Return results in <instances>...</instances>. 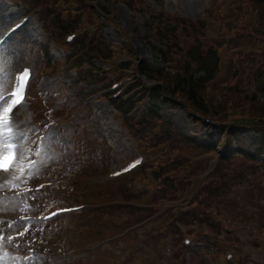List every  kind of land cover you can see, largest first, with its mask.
Listing matches in <instances>:
<instances>
[{"label":"rangeland","instance_id":"374dc122","mask_svg":"<svg viewBox=\"0 0 264 264\" xmlns=\"http://www.w3.org/2000/svg\"><path fill=\"white\" fill-rule=\"evenodd\" d=\"M36 1L42 4V9L44 11L46 9L47 13L53 15L54 19L47 20L44 24L41 18L34 16L29 30L23 35H19L11 40L0 52V96L6 93L11 87L16 63L28 60V62L33 64L37 72L33 92L31 94L32 99L29 103L31 110L28 115L36 122L34 133L43 131V136H38L39 140L36 146V148L41 147V150L35 155V159L37 160L35 172L29 177H24L18 185L22 189L32 188L34 191L31 198L36 200L39 197V194L35 191L36 185L38 186L40 183H46L44 186H47V188L43 190L45 196L48 194L49 188L52 187L58 194L56 198L60 201L59 204L61 203V206L68 207L93 204L95 208L92 210H97L95 213H92L94 217L93 223H104L106 219L101 216L99 217V215L111 212L103 211L102 205L104 203L114 200L130 201L131 199L122 197L124 190L128 192L131 198L133 197L131 195L133 189L132 181H109L107 175L112 173L117 166L123 164L131 156H136L137 149L131 144H125L127 143L126 138L120 128L116 131L111 129L109 121L113 113L108 103L101 105L98 99H93V111L84 106L81 91L77 90L78 87H84V85L81 86L80 84L77 87L73 83H68L67 76L72 75L74 72L71 71L69 74L64 72L59 75L53 72L49 75L50 81L45 82L41 79L38 81V77L42 73H46L44 68H48V66L46 62L42 60V54L35 53L34 42L36 39L38 42L42 40L44 42L51 36L55 41H62V36L64 34L59 31L55 34L50 26H56L55 20L58 23L64 18L69 23V30H74L78 27V24L71 21V18L75 16L72 14V10L75 9L74 6L77 5L74 2L67 0ZM90 1L91 2L88 4L90 6L93 4V7L85 9L88 13L82 27L90 30L92 37H100L99 27L101 25L97 19L92 17L91 12L93 8H98L102 17H105V14L108 13L107 15L112 19V23L108 22L104 25L105 31L102 32V34L105 33L109 39L111 38L114 43L117 44H122L123 40L116 34L113 24L126 34L127 37L125 36V39L128 40L129 45L128 49L125 50V54L134 56V61L131 62L129 68L134 67L135 69L145 64L157 65L156 60L159 58L155 55L153 49L155 46L151 44L155 43V41H152L153 38L151 33H148L149 29H154L150 28V26L154 27L156 22L152 24V21L148 20V16H151V9L153 8H156L159 12L160 2L153 0ZM163 1L165 7L169 11L180 12L182 14L181 16L192 22L200 18L204 14L207 5H209L208 0H175V3H173V0ZM9 3L10 0H0V32L4 31L6 26L10 25L2 17L5 12V6L7 7ZM130 3L133 4V6H131ZM237 6L238 5H236V7ZM216 7V15L219 16L223 12V8L219 5ZM142 10H145V12L142 13ZM24 11L25 9H18V11L15 12V18L18 19L13 22L18 21ZM242 14L243 16L241 19L243 21H250V18H248V7H244ZM104 22L105 21H103V23ZM223 24L226 25V22H223ZM42 25L47 30V33H45L44 29L41 30ZM49 26L50 28L48 29ZM147 27L149 29H147ZM53 33L54 35H52ZM229 34L232 37L237 35L236 31H229ZM38 36L39 38H37ZM204 38H202L203 41ZM263 44L264 41L260 43V45ZM117 49V55H123L124 51L119 48ZM95 50H97V48L92 46L90 50V55L92 57H97L98 53L95 52ZM58 57L63 58L61 52ZM122 57L125 58V56ZM252 58L253 57H248V54L244 53L241 55H233L231 52H228L225 55L227 62L230 60H240L243 64L252 61ZM257 62L258 61H254V63ZM112 65L113 63L108 64L109 68ZM102 66V62L99 60L94 61L91 68L98 69V67ZM160 67L163 66L160 65ZM75 70L77 71V68ZM113 72V75H120L118 69H116V72ZM250 72L251 69L245 73L248 78ZM137 75L142 78L144 83L155 85V82L145 76L139 75L138 73ZM131 76L136 75L133 74ZM243 79H245V77H243ZM246 84L248 85L244 80L237 82L230 77L226 80L224 86L226 90H237L236 92L239 94L242 88L248 89ZM97 88V86H89L85 88L84 92L90 94ZM47 91H50V94L55 100L56 104H53V107L46 102L45 98H43V101L40 100V97ZM245 95L251 100V95L248 90ZM259 97H261V102H264V96L260 95ZM58 102L63 104L59 107L57 105ZM245 107H247L246 112L254 116L255 112L250 109L251 104L248 103ZM160 116L163 117V121H169L174 127V129L172 128V130H170V134L167 138L164 137V132L167 130L161 128L156 129L153 122H148L149 125L147 128H141V126H137L132 122L128 124V126L132 128L133 134L136 136L138 142L141 143V146L145 150L150 148V150H146L145 153L148 154V167L151 168V171H148L146 175H142L140 184H143L146 189H150L153 192V196H147L144 198V201L140 199H136L135 201H139L140 204L153 206L152 208L154 210L149 209L144 215L137 212V216L135 212H124L122 216L127 215L143 219L150 216L153 217L156 213L161 216L164 213H168L148 231L153 229L158 232L165 229L169 231L167 217L179 215L181 213L180 210L184 209L186 205H189L185 204L183 201L185 199L194 201L195 195L198 193L201 194L202 191L204 192L203 195L196 196L197 199H199L197 201L199 205L196 204L194 209L198 212L212 214L213 217L211 219L216 220V226L219 227L221 223L222 226L229 231L224 249L230 250V246L237 247L238 258L235 257L236 260L233 261V263L240 264L243 260H248L245 263L264 264V173L253 169L252 165L247 163L244 164L243 161H237V165L241 164L252 170L250 172L244 171L246 174L244 179L241 178L237 183L235 182L230 189L226 190V194L228 195L226 200L219 201V198H212L213 200L209 201L210 207L203 208L207 205L206 195L211 192L210 186L221 178L220 173L215 172V174L205 182H202L201 179L204 172L192 176L202 171L199 170L198 172H194L191 168L197 164V159L200 154L191 149L190 144L185 145L182 141V137L178 133L177 135L174 133H176L177 130L184 133V135H186L187 132H191V134L199 132L200 137H204L202 133L205 132V129L195 125L194 121L189 118V112L175 110L170 104H164L162 106V114H160ZM229 120H232V118ZM212 133L215 134L212 138L213 143L217 140L221 141L220 144L217 143L219 152H224L225 148L229 145L227 150L228 155L242 154L254 156L258 154L261 149L259 135L250 130L242 129L237 139L231 142V144H229L230 141L223 137L218 131H212ZM207 138H209V136H207ZM152 146L154 149H151ZM149 151L151 153H149ZM176 158L183 165L186 162L188 163L187 165L190 166H185L182 174L169 173L164 175V178L169 176L172 180H180L176 183L178 190L175 191L174 194H171L172 180L167 179L165 187V180H158L155 174H157V169H161L162 166H168L170 164V159ZM260 159L264 164V150L261 153ZM201 165L208 168L205 177L210 176L211 174H209V171L211 162L202 159ZM144 168L148 169L147 167ZM241 171L242 170H240V172ZM230 174L233 175V173ZM43 176L44 179H40ZM189 179L192 180V182H190ZM72 180V188L70 189L68 186H70ZM211 182L212 184H210ZM159 191H163V197L162 195H158ZM16 194V192H12L10 196L1 201L2 211L11 219L18 217L20 211H22L23 203L21 201L30 197L29 195L16 196ZM35 205L38 206V210H40L41 203L39 204L37 202ZM210 209L212 211H210ZM85 210L79 212L76 216L77 218L73 219L74 222H77V220L81 222L85 219L87 224L89 223L88 216H85L84 213ZM170 212L174 213L172 214ZM122 216L118 214L117 217L111 219L117 222L122 219ZM93 217L90 216L91 219ZM74 222H72L71 219L70 224L66 225L67 228L71 225L77 228V223L74 225ZM90 225L93 227L94 224ZM7 230L10 231V234H19L23 231H28L25 226L11 227L7 225L0 228V241L2 239L1 235H6L5 233ZM122 230L123 229H116L114 231L110 227L105 226L100 229L96 227L91 228L89 233L95 234L96 231H99L98 236H96L98 240L96 241L94 238L90 237L87 243L78 241L79 238L82 237L79 235L77 241L73 242L78 243L77 248L80 251L79 253L85 252L82 249L92 251V254L86 257L73 253L71 242H67V239L62 238V236L59 237L57 235L56 238L42 237L36 232L31 235V239L45 241L48 246L54 249V255L50 258L52 264H162L156 250L165 247L166 244L164 245V242L163 245L160 244L158 242L159 239L151 236L149 232L147 234L142 232V234H144L142 238L145 242L139 248L137 242L138 238L135 240L129 238L125 241H115L110 245L108 243L104 244L103 241L118 236ZM74 231L80 232L78 230ZM49 232L51 231L49 230ZM217 233H219L218 229H211L205 226L195 232L194 237L197 238L198 235V239H201L202 237L210 236V238H212L211 240H214ZM99 246H101L99 249L93 251L94 248ZM218 253V250L211 248L204 253L199 252L197 255L195 254L196 256L192 259H188L186 253L182 264H213L214 261L216 264V260L219 259ZM222 255L223 254L220 256V258H222L220 264H223L225 261L230 262L227 261L226 256L224 258Z\"/></svg>","mask_w":264,"mask_h":264},{"label":"trees","instance_id":"16d2710c","mask_svg":"<svg viewBox=\"0 0 264 264\" xmlns=\"http://www.w3.org/2000/svg\"><path fill=\"white\" fill-rule=\"evenodd\" d=\"M248 6L253 8L257 13V22L254 26L247 29L246 37L240 38H246L247 41H244V44L238 42L236 46L233 44L231 48H241L242 46L257 47L258 41L264 38V0H251V4L248 3ZM238 18L239 15H234L233 22H237ZM153 19H156L154 21H159L160 24L163 25V27L156 29L157 39H159L157 41L161 46L160 50L155 49L156 57H161L163 62L169 61L175 64L173 76L166 75L164 70H161L157 66L149 64L143 65L142 73L148 78L156 79L157 81V90L155 95H153L154 100L156 101L158 99L157 97L159 96L160 90V93L162 92L169 102L187 107L205 117L216 119L220 123H229L227 116L228 111L234 114H242L239 118H234V120L239 119L235 121L234 124L253 127L261 134L264 144V103L258 102L256 95L253 96L252 100H249L245 95L246 90L244 88L237 94V90H226L225 88L219 87L224 85V83L212 84L218 73L219 49L221 45L212 44V42L209 41L206 43L202 41L201 32L204 25H191L184 20H177L173 23L169 22L166 24L162 22L161 16H159V19ZM177 33L184 36L183 45L178 41ZM196 33L200 36L198 35L196 37L191 35ZM81 47L85 48V44H81ZM96 48L97 50H95V52L100 54L103 52V49L100 48V44H98ZM173 49L178 55V59L170 61V55ZM249 57L253 58L252 61H249L247 64H242V61H240V64L237 66L235 62L232 61L231 66L233 72L231 76L238 78L239 81L243 76L247 81H250V83L259 80L257 85H255L256 91L258 93H264V79H262L264 75V51L260 59L250 55ZM254 61L258 62L254 63ZM249 69H251V72L248 78L245 73L249 71ZM248 103L251 104L250 109L255 112L254 116L246 112L247 107L245 106ZM156 110L157 107H153L151 113L154 112V115L152 116L150 113L149 117H155L157 115ZM169 132L170 130L168 131V135L170 134ZM232 133H235V129ZM247 160L250 161L249 158ZM223 162L228 163H225L220 169L222 174L220 175L221 179L218 183L222 182V184L217 186L215 192V195L219 196V198L222 197L230 184L236 181L233 179L240 176L243 172H231L233 173V175H231L230 172H225L224 170L232 166V163H230V161ZM246 163L248 164L247 161L244 162V164ZM174 165L177 164L175 163ZM242 167L246 169L249 168L246 166ZM245 176L246 174L243 177ZM218 183L214 185L216 186ZM166 184L167 181L164 182L165 187ZM175 190L172 182L170 193L174 194ZM161 194H163V191H161ZM210 199H212L211 196ZM110 210H112L113 214H117V208ZM192 213L193 214L189 216L190 224H193L194 221L200 222L202 220H204L203 222L206 224H213L209 217H206L207 214L202 212L200 214L197 212ZM186 221H188V217ZM174 228L176 230V225Z\"/></svg>","mask_w":264,"mask_h":264},{"label":"snow or ice","instance_id":"6c2138e0","mask_svg":"<svg viewBox=\"0 0 264 264\" xmlns=\"http://www.w3.org/2000/svg\"><path fill=\"white\" fill-rule=\"evenodd\" d=\"M30 80V73L27 69L20 70L19 80L20 83L17 85V91H15L10 97L9 106L7 109L0 110V134L3 133L5 127V112H7V116L9 118V122H11V117L15 111L21 106L22 97L18 89L23 88L24 93L27 92V83L25 80ZM11 148V146H9ZM16 156L12 151H5L4 149H0V173H6L11 170V168L15 165ZM55 215V214H54Z\"/></svg>","mask_w":264,"mask_h":264}]
</instances>
